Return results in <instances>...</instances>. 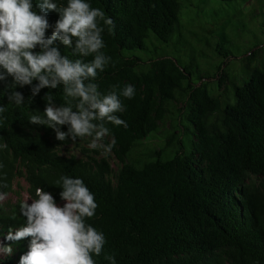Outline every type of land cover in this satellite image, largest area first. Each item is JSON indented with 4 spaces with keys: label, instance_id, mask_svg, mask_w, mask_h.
<instances>
[{
    "label": "trees",
    "instance_id": "obj_1",
    "mask_svg": "<svg viewBox=\"0 0 264 264\" xmlns=\"http://www.w3.org/2000/svg\"><path fill=\"white\" fill-rule=\"evenodd\" d=\"M212 1L233 5L226 22L214 20L213 27L203 22L210 18L192 0H86L114 22H99L102 51L111 60L94 82L102 94L119 93L126 85L135 89L131 99L120 97L125 111L115 113L125 124L107 123L109 134L99 141L106 146L115 139L108 151L115 170L106 156L57 153L91 137L58 141L51 128L29 122L31 115H43L47 94L54 106L64 104L62 86L33 97L37 81L14 89L11 77L0 81V106L6 109L0 113V183L7 185L0 193L13 192V180L22 178L31 200L42 188L57 202L60 176L82 179L98 205L86 223L106 240L101 254H93L95 264H109L105 256L116 264H264L263 49L246 51L230 75L228 44L233 43L224 33L231 26L230 37L237 36L241 31L235 27L254 20L264 41V6L243 13L238 3L249 0ZM47 19L54 27L59 14L49 11ZM204 33L218 35L214 47ZM74 43L66 47L57 40L53 46L61 56L90 62L92 56L73 55ZM192 43L212 56L203 60V51L195 53ZM179 45L188 49L189 62L169 56ZM149 48L153 53L147 58ZM202 62L215 64L203 68ZM9 90L20 92L24 103L8 102ZM158 138L157 148L142 147ZM21 203L0 201V248L13 249L11 255L0 253V264H19L28 251L31 238L6 240L9 230L26 224Z\"/></svg>",
    "mask_w": 264,
    "mask_h": 264
},
{
    "label": "clouds",
    "instance_id": "obj_2",
    "mask_svg": "<svg viewBox=\"0 0 264 264\" xmlns=\"http://www.w3.org/2000/svg\"><path fill=\"white\" fill-rule=\"evenodd\" d=\"M54 11L59 19L54 27L49 25L47 13ZM104 26H113L104 11L93 8L86 0H67L66 6L54 0H0V81L11 77V87L32 86L31 95L41 89H56L62 86L64 104H53L51 94L45 96L47 105L44 113L33 114L29 122L44 125L55 132L58 141L91 137L90 148L103 147L108 152L114 147L115 139L108 145L101 141L109 134L107 123L124 125L115 113L125 111L120 99H131L135 95L132 85H126L117 93L99 91L96 80L98 70L103 71L111 58L102 49ZM53 27L51 36L46 31ZM59 40L64 46L72 47L73 55L92 56L90 62L61 56L53 46ZM39 47V52L33 50ZM8 102L19 106L24 103L20 92L7 91ZM0 106V113L5 112ZM67 126V131H61ZM2 167V165H0ZM55 184L59 185L62 205H58L49 192L35 190L36 198L31 203L20 204V213L26 218L25 226L14 233L9 230L6 240L18 242L31 238L28 251L19 259V264H95L93 254L99 256L106 243L104 234L86 223L98 207L94 195L83 180L62 175ZM0 187H7L0 183ZM0 193V201L5 199ZM11 246L0 248V253L11 255ZM109 264H116L111 256H105Z\"/></svg>",
    "mask_w": 264,
    "mask_h": 264
},
{
    "label": "rangeland",
    "instance_id": "obj_3",
    "mask_svg": "<svg viewBox=\"0 0 264 264\" xmlns=\"http://www.w3.org/2000/svg\"><path fill=\"white\" fill-rule=\"evenodd\" d=\"M262 4V6H264V0H249L246 4H241L238 3V11H241L243 13H246L250 8L255 7L257 9L258 5ZM192 5L193 7H200V12L206 13L207 17L210 18L207 20H204V23H209V25L211 27H213L214 25V20H219V23L221 22H226V17H228V15H231V12L233 11V5H225L223 3H217L214 4L212 0H192ZM195 11V10H194ZM194 11L192 12L193 17L192 19L195 20V15H194ZM182 12V10H181ZM213 18V19H212ZM261 22V20H260ZM259 24H257L254 20L250 21V22H245L243 25V28L240 29V26L235 27L238 30H240V34L235 36L233 35L232 37H230V35H232V30L233 28H225V34L227 36V39L232 40V43L230 42V44H228V50H230L231 52V56L232 59L229 61V64L226 67V71L230 74L233 75L237 72L238 70V59L241 56L246 55V51L248 50H253L254 48H262L263 51L261 53H263L264 55V41H263V35L261 34V32L259 31ZM233 26H236L235 24H233ZM195 32H198L197 28H193L192 29ZM202 36H206L207 40L209 42H211V45L214 47L215 46V42L216 39H218V35L212 36V37H208L207 33H204ZM193 44V43H192ZM194 50V48L196 50L195 53H197L199 50L197 49H201L205 55V57H203L204 55L202 54L203 60H208V58H210L212 56V51L209 50L208 48H204L201 45L198 44H193V46H191ZM200 50V51H201ZM186 51L188 52V49L186 47H184L183 45H179V47L177 49L174 50V52L170 53L169 56L172 59L175 60H180L182 61V63L185 62H189L191 60V57L189 55H187ZM153 50L152 48L148 49V54H147V58L150 57V55H152ZM136 55L139 53H135ZM143 56V55H141ZM180 58V59H179ZM197 60H201V58H197ZM201 62V61H200ZM209 64H215L213 62H209L207 64H205V62H202L200 65H202L203 68H207ZM238 84V83H237ZM91 142L88 140H84L81 141L80 143H78L77 145H69V146H65V147H60L57 150V153L62 155V156H75L77 158L82 157V152L81 150H84L87 152V155L89 156H93L96 155V158H99L101 155L102 156H106V159L110 165V167L115 170L118 165L116 163V161L113 159L112 155L108 152H104L103 147H97L95 149L90 148L88 145ZM99 144L103 145L102 143L99 142ZM161 144L160 139H153L151 141H147L144 142L142 144V147H148V148H157L159 145ZM83 158V157H82ZM26 188H27V184L25 183V181L22 178H15L12 182V189L13 192L6 194L5 195V199L2 200V202L4 201H15L17 199H20L23 202H28L31 203V199L28 197L27 193H26ZM15 192V193H14ZM58 205H62L63 202L61 201V199L59 201L56 202Z\"/></svg>",
    "mask_w": 264,
    "mask_h": 264
}]
</instances>
